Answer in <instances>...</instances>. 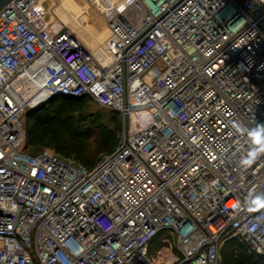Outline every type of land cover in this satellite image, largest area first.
Instances as JSON below:
<instances>
[{"label":"built area","instance_id":"obj_1","mask_svg":"<svg viewBox=\"0 0 264 264\" xmlns=\"http://www.w3.org/2000/svg\"><path fill=\"white\" fill-rule=\"evenodd\" d=\"M44 1L0 10V264H223L231 239L264 254V0L109 3L102 58ZM55 96L127 113V137L91 168L32 154L26 112Z\"/></svg>","mask_w":264,"mask_h":264},{"label":"rangeland","instance_id":"obj_2","mask_svg":"<svg viewBox=\"0 0 264 264\" xmlns=\"http://www.w3.org/2000/svg\"><path fill=\"white\" fill-rule=\"evenodd\" d=\"M50 1L54 4L51 15L48 13L46 18H54V27L73 29L86 44L92 46L98 57L102 58L109 34L104 16L107 15L109 3L115 4L119 0H91L96 7L90 0H46V4L49 5ZM62 7L67 10H62ZM88 18L91 19L87 20ZM34 90V87H25L22 88L21 94L28 98ZM83 102L85 110L81 119L80 113L71 110H64L61 114L53 110L51 106L44 109L45 111L42 110L41 114H44L43 118L47 121L39 124V129L45 139L26 148L32 154L49 149L59 155L85 163L79 156L81 154L90 160L85 164L91 168L102 153L111 151L110 144L114 138L118 140L116 147L118 146L123 136V120L117 112L102 108L90 98H86ZM85 125L88 127L83 128ZM170 237L174 239L173 236ZM161 244L160 235H158L151 245L150 252L155 255ZM174 250L178 252L176 246ZM233 254L234 248H231L228 256L231 257Z\"/></svg>","mask_w":264,"mask_h":264},{"label":"trees","instance_id":"obj_3","mask_svg":"<svg viewBox=\"0 0 264 264\" xmlns=\"http://www.w3.org/2000/svg\"><path fill=\"white\" fill-rule=\"evenodd\" d=\"M86 98L89 99V97L87 96L78 97V98L55 96L49 99L45 104L41 105L40 107H37L33 110L28 111L25 115V128L27 132L26 144H25L26 147H30L31 144H34L38 141H42L45 139L44 136H42V132L39 129L40 128L39 124L45 123V120L47 121V119L43 118L44 114H41L42 110L47 109V107H50V106L54 108L53 110H57L58 113L60 114L64 110L65 111L71 110L72 112L80 113L79 118L81 119L84 115V110H85V105L83 101ZM112 112H117L119 115H121L120 112L118 111H112ZM33 119L34 121H32ZM85 127L87 128L88 125H85L83 128ZM117 143H118V140L114 138L110 144L111 151L106 152V153L112 152L116 148ZM57 148H59L58 144H57ZM103 154L105 153H102L100 157ZM79 156L81 159H83L85 163L90 162V160L86 158L84 155L80 154ZM81 163L85 166H88L87 164L83 162ZM96 163L97 161L91 166L93 167ZM231 248H234V254L231 257H229L228 254L230 253ZM222 256H223V264H264V254H260L256 256L248 254L246 248L240 245L236 239H231L223 245Z\"/></svg>","mask_w":264,"mask_h":264},{"label":"water","instance_id":"obj_4","mask_svg":"<svg viewBox=\"0 0 264 264\" xmlns=\"http://www.w3.org/2000/svg\"><path fill=\"white\" fill-rule=\"evenodd\" d=\"M10 1H11V0H0V10H1L6 4H8ZM43 5H44V7H46V0L44 1ZM46 17H47V15H45V18H46ZM125 93L127 94V81H126V77H125ZM45 103H46V101L41 102V103H39L38 105H36V106H34V107H32V108H29V109L27 110V112L30 111V110H33V109H35V108H37V107H40L41 105H43V104H45ZM27 112H26V113H27ZM128 119H129V117H128V114L126 113V114L124 115V118H123V129H124V135H125V138L127 137V133H128Z\"/></svg>","mask_w":264,"mask_h":264},{"label":"bare ground","instance_id":"obj_5","mask_svg":"<svg viewBox=\"0 0 264 264\" xmlns=\"http://www.w3.org/2000/svg\"><path fill=\"white\" fill-rule=\"evenodd\" d=\"M53 1H50L49 2V5H47L46 4V7H45V10H46V15L49 13L50 14V12H51V10H52V6H53ZM51 15V14H50ZM52 17V16H51ZM53 21H54V18L52 17V19H48V18H45V22H46V24L47 25H49L50 27H52V28H54V29H56V27H54V25H53ZM70 28V27H69ZM73 34H75L76 36H78V38L89 48V49H91L94 53H95V50L92 48V46L90 45V44H86L80 37H79V35L73 30V29H69ZM96 54V56L98 57V55H97V53H95ZM134 116V118L136 119V116L137 115H133Z\"/></svg>","mask_w":264,"mask_h":264},{"label":"crops","instance_id":"obj_6","mask_svg":"<svg viewBox=\"0 0 264 264\" xmlns=\"http://www.w3.org/2000/svg\"><path fill=\"white\" fill-rule=\"evenodd\" d=\"M90 1H91V0H90ZM91 2H92V1H91ZM92 4H94V3L92 2ZM94 6L96 7L95 4H94ZM96 9H97V8H96ZM62 10L66 11L67 9H66V8L64 9V8L62 7ZM95 11H96V10H95ZM90 17H91V16H90ZM90 19H91V18H88L87 20H90Z\"/></svg>","mask_w":264,"mask_h":264}]
</instances>
